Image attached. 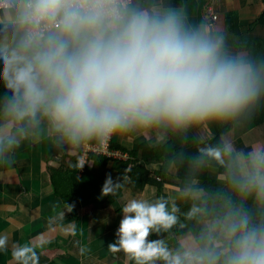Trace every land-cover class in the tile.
Here are the masks:
<instances>
[{
	"label": "clouds",
	"instance_id": "1",
	"mask_svg": "<svg viewBox=\"0 0 264 264\" xmlns=\"http://www.w3.org/2000/svg\"><path fill=\"white\" fill-rule=\"evenodd\" d=\"M0 165L43 123L54 142L100 149L115 135L168 125L183 128L233 118L264 91V60L228 55L223 39L188 22L186 9L163 0H0ZM225 164L241 201L221 197L196 242L169 248L149 239L177 223L168 201L130 199L121 209L112 253L134 264H264V148ZM84 167L80 158L76 165ZM120 185L108 176L102 196ZM204 214L193 207L189 217ZM0 250L7 237L0 236ZM16 264H39L31 244L13 247Z\"/></svg>",
	"mask_w": 264,
	"mask_h": 264
},
{
	"label": "crops",
	"instance_id": "2",
	"mask_svg": "<svg viewBox=\"0 0 264 264\" xmlns=\"http://www.w3.org/2000/svg\"><path fill=\"white\" fill-rule=\"evenodd\" d=\"M182 7L190 24L206 25L223 39L228 55L252 58L253 46L264 58V0H187ZM243 37L250 42L244 44ZM45 128L43 123L33 125L28 138L11 154L14 162L0 165V236L7 237V250H0V264H16L11 251L25 243L35 247L39 264H134L123 252L108 249L116 239L123 205L133 198L155 201L166 197L171 206L178 207L202 191L199 181L172 175L177 168L160 149L170 138L157 126L115 135L110 145L134 152L148 171L164 168L168 182L160 190L150 184L136 188L129 176L132 165L123 171L125 161L94 152L95 144L72 151L54 142ZM192 131L199 142L217 135L212 121ZM223 138L232 156H241L234 151L238 145L247 155L253 149L264 148V127L256 129L255 125L239 123ZM142 145L153 149L159 159H144ZM80 158L82 169L76 166ZM209 175L227 181L216 169L211 168ZM108 176L120 186L110 193L114 198L105 205V198L91 192V188L102 190ZM172 228L163 231L160 238L169 248L194 242L191 235L176 238Z\"/></svg>",
	"mask_w": 264,
	"mask_h": 264
},
{
	"label": "trees",
	"instance_id": "3",
	"mask_svg": "<svg viewBox=\"0 0 264 264\" xmlns=\"http://www.w3.org/2000/svg\"><path fill=\"white\" fill-rule=\"evenodd\" d=\"M185 1L187 0H164V3L182 6ZM242 40L244 44L250 42V39L247 37H243ZM257 42L260 43L259 41ZM248 47L251 49V46ZM251 51L253 59L264 60L262 55H257L253 46ZM3 91V86L0 84V93ZM212 123L217 131V135L207 142H199L193 135V128L199 127V124H193L183 128H176L163 124L157 126L161 132L167 133L170 138L169 142L160 149L166 159L174 162L177 168L176 176L183 179H194L202 184V191L199 194H196L190 200L177 207L178 211L176 215L178 219L177 223L173 225L172 230L174 231V236L179 239L191 235L194 242H196L205 223L211 219V217L222 211L221 197H230L233 201L243 202L254 212L261 211L257 209V206L251 198L246 201H241V198L230 186V175L227 168L229 157H225L226 163L221 164L216 159L204 154L201 150L208 147H219L222 151L227 150L223 135L230 132L236 124L242 123L247 127L255 125L256 129L264 127V91L261 92L259 98L253 105L249 106L237 116L226 120H212ZM122 150L128 152L127 150ZM141 150L144 159H159L158 154L155 153L153 149H149L148 146L142 145ZM128 153L130 159L124 162L122 170L124 171L126 167L132 165L129 176L132 184L136 188L141 189L150 184L155 185L160 190L163 185L168 182L164 168L148 171L143 164H139L134 152ZM230 157L233 160L235 159V156H232V154H230ZM106 160L108 159L105 157V161ZM211 168L218 170L219 175L227 179V181L220 182L217 178L211 177L209 175V170ZM91 192L105 198V205L114 198L110 194L102 196V190H98L96 187H92ZM164 198L168 201L169 209H171L170 200L166 197ZM194 206L202 208L204 214H197L194 217H189L188 213ZM162 233L163 231L158 236L153 234L151 239H160ZM156 264H163V262L157 261Z\"/></svg>",
	"mask_w": 264,
	"mask_h": 264
},
{
	"label": "built area",
	"instance_id": "4",
	"mask_svg": "<svg viewBox=\"0 0 264 264\" xmlns=\"http://www.w3.org/2000/svg\"><path fill=\"white\" fill-rule=\"evenodd\" d=\"M213 19L216 20L217 16L213 15ZM112 141V138L107 142V144L103 147V149H100L98 146L93 148V151L98 154L108 155L112 159L120 160V161H126L129 159V154L126 151L120 150V149H114L110 145V142Z\"/></svg>",
	"mask_w": 264,
	"mask_h": 264
},
{
	"label": "rangeland",
	"instance_id": "5",
	"mask_svg": "<svg viewBox=\"0 0 264 264\" xmlns=\"http://www.w3.org/2000/svg\"><path fill=\"white\" fill-rule=\"evenodd\" d=\"M243 148H244V147L238 145V146L235 147L234 151H237V152L241 153L240 155H246V154H245V151L241 150V149H243ZM231 152H233V151H231ZM231 152H230V154H233V153H231ZM233 158H234V157H233ZM175 170H176V168H175ZM175 173H176V171H173V174H172V175H174V177H176V176H175V175H176ZM222 178H224V177H222ZM200 192H201V191H200ZM195 195H196V194H195ZM195 195H194V196H195ZM173 244H174V241H173V243H172V246H173ZM175 245H176V244H175ZM175 245H174V246H175Z\"/></svg>",
	"mask_w": 264,
	"mask_h": 264
}]
</instances>
